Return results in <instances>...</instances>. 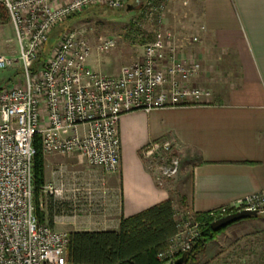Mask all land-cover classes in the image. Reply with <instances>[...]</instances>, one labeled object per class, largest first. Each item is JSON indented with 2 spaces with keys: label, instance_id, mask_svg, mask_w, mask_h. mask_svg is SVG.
<instances>
[{
  "label": "built area",
  "instance_id": "1",
  "mask_svg": "<svg viewBox=\"0 0 264 264\" xmlns=\"http://www.w3.org/2000/svg\"><path fill=\"white\" fill-rule=\"evenodd\" d=\"M98 4L119 10L126 0H0L18 44L15 59L0 56V69L18 63L23 74L22 84L0 88V264H69L68 234L40 223L35 213V136H40L43 154L79 153L88 165L113 173L119 167L121 115L199 104L210 96L208 90L191 85L198 74L196 66L183 56L174 34L162 30L166 7L161 0L143 3L140 12L159 29L145 44L141 59L121 67L117 75H104L88 66L91 48L74 30H67L47 64L34 70L52 28ZM115 43L108 38L97 51L106 52ZM143 151L152 161L162 158V163H154L159 185L177 175L180 164L175 156H168L169 141L152 143ZM42 191L61 199L65 189L47 184ZM263 210L264 192L252 193L208 211L206 220L195 219L193 227L196 231L207 219L213 222L241 211ZM195 231L191 238L199 235ZM178 235L179 229L168 249L157 255L159 261H166L173 248L181 253L190 250L192 239L177 244Z\"/></svg>",
  "mask_w": 264,
  "mask_h": 264
},
{
  "label": "crops",
  "instance_id": "2",
  "mask_svg": "<svg viewBox=\"0 0 264 264\" xmlns=\"http://www.w3.org/2000/svg\"><path fill=\"white\" fill-rule=\"evenodd\" d=\"M182 5L193 17L183 27L198 37H188L190 45L181 50L198 70L191 85L210 96L199 104L121 115L116 172L90 166L75 152L43 154L44 185L65 189L61 199L40 193L43 222L51 228L118 230L121 218L166 199L176 211L180 189L193 215L264 192V0ZM18 71L23 82L20 66ZM11 77L1 71L0 88L22 84L19 77L11 83ZM162 141L170 142L180 166L177 176L159 185L158 167L143 150Z\"/></svg>",
  "mask_w": 264,
  "mask_h": 264
},
{
  "label": "rangeland",
  "instance_id": "3",
  "mask_svg": "<svg viewBox=\"0 0 264 264\" xmlns=\"http://www.w3.org/2000/svg\"><path fill=\"white\" fill-rule=\"evenodd\" d=\"M161 1L165 3L166 7L162 30H170L174 34L177 47L180 50L183 48L187 50V46L190 45L188 37L192 40V36L190 37L191 32L186 31L187 29L183 26L184 22L188 23L189 21L190 24L193 21L189 9L183 8V0ZM144 2L145 0L142 1V6ZM127 6H132L134 9L127 11ZM135 6L136 0H126L125 7L119 10H112L104 4H98L63 21L52 28L48 41L39 52L34 65L35 69H41L45 66L57 51L62 35L67 30H74L82 33L91 48L87 60L88 66L93 67L94 69L91 68L93 71L104 75H117L121 67L128 66L141 59L145 44L151 40L153 33L159 29L140 12L142 7L137 9ZM108 38L116 41L114 47L106 52H98V46ZM17 54L18 44L15 39L13 25L9 20L7 23L0 24V56L15 59ZM18 69L19 64L15 63L11 67L0 69V72H9L12 76L11 83H14V80H17L18 77V80L22 82ZM21 76H23L22 73ZM154 163H162V158L161 160H153L150 163L152 167L155 166ZM44 186L43 182L40 193L44 192L42 191ZM40 193L35 203L36 214L40 220L39 222L45 224L43 222V210L39 205ZM178 195L180 199L175 198V220L178 224L179 235L174 242L183 245L186 240L192 239L190 242L191 249L199 238V235L193 237L194 239L191 238L195 231L193 225L196 217L188 213L187 205L181 199L182 189H180ZM55 230L68 234L66 230ZM200 231L201 228H198L195 232L201 234ZM177 249H172L173 251L168 254L166 261L181 255V252ZM188 264H264V210L258 213L257 218L240 220L221 228L212 239L205 242L204 248L197 252Z\"/></svg>",
  "mask_w": 264,
  "mask_h": 264
},
{
  "label": "trees",
  "instance_id": "4",
  "mask_svg": "<svg viewBox=\"0 0 264 264\" xmlns=\"http://www.w3.org/2000/svg\"><path fill=\"white\" fill-rule=\"evenodd\" d=\"M8 21L7 11L0 5V24ZM34 148L32 172L35 206L44 182L43 153L39 135L34 138ZM206 213L195 214V217L197 220H206ZM211 222L212 220L207 219L201 226V234L192 245L186 264L204 248L207 240L217 234L218 231L211 230ZM177 232L173 204L170 199H166L132 216L121 218L118 230L69 232L66 261L69 264H163L166 261H159L157 255L168 249L170 239Z\"/></svg>",
  "mask_w": 264,
  "mask_h": 264
},
{
  "label": "water",
  "instance_id": "5",
  "mask_svg": "<svg viewBox=\"0 0 264 264\" xmlns=\"http://www.w3.org/2000/svg\"><path fill=\"white\" fill-rule=\"evenodd\" d=\"M137 9H140L142 7V1L136 0V6ZM134 9L132 6H127V11H130ZM258 213L253 211H241L238 213H233L226 215L224 217H221L213 222H211L210 227L213 232L219 231L221 228H224L230 224H233L235 222H238L240 220L244 219H252L257 218ZM190 250H186L181 253V255L175 259L168 260L163 264H186L188 257H189Z\"/></svg>",
  "mask_w": 264,
  "mask_h": 264
}]
</instances>
